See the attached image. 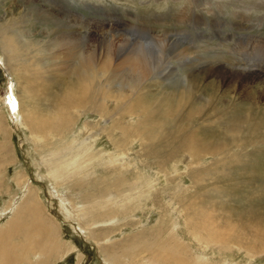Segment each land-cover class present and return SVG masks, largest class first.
Segmentation results:
<instances>
[{
	"label": "rangeland",
	"instance_id": "374dc122",
	"mask_svg": "<svg viewBox=\"0 0 264 264\" xmlns=\"http://www.w3.org/2000/svg\"><path fill=\"white\" fill-rule=\"evenodd\" d=\"M24 1L0 0V23L9 19L5 14L9 11L11 4L14 3L18 11L25 9V6H30L26 3L24 5ZM30 1H33V4L39 6L41 10L54 12L62 24L67 27L66 30H70L72 36L75 34L74 37L80 39V42L82 39L89 40L86 43L88 51L96 50V45L99 43L96 39L100 34H104L106 40L110 37L111 40L103 44L107 47L104 46V51L111 57V61L115 60L112 51L118 48V44L124 40H127L128 46L126 47L124 43L120 54L131 50L129 47L131 44L138 46L137 44L140 43L139 46H141L144 42H148V47L152 50L158 42L165 41L169 44L165 53L172 52L177 47L181 50L185 47L189 49L188 54L192 56L199 54L211 59L219 57L217 59L227 58L228 60L233 52L237 53L234 58L238 56L242 60L253 56L250 53L251 49L248 50V46L240 48L236 43L238 36L231 39V35L241 33L240 36L243 37L247 33L249 36L250 33L253 39L254 35L264 38V11L253 10L252 7L249 9L248 5H239L235 2L234 6H238L236 11L240 13L236 17L228 13L234 10L233 5L223 7L226 2L221 0L218 2L215 0L218 5L212 4L208 11H205L208 6L204 9L201 3L210 1L214 3V0H200L201 2L198 0L197 5H189L186 0H161V2L160 0ZM255 2L257 0H248V4ZM220 6L223 9L219 8ZM184 7H190L189 11L184 13L187 18L181 12ZM246 8L249 10H245ZM31 11L35 15L38 14L33 9ZM20 19L16 23L24 29L26 43L32 38L28 44H33L35 41L36 43L31 50H41V52H34V58L30 59V61H35L32 62L37 75L32 79L31 84H28L31 88L30 95L35 101L31 105L36 112L37 120L26 127L24 125L22 128L11 130V127H14L13 123L16 124L19 121L11 115L13 112H18V102L14 98L13 108H10L4 99L9 94H13H7L12 87L7 89V86L13 82L17 83V78L15 80V74L5 66L3 58L5 56L0 50V122L2 123H0V234H4V237L8 236L7 229L13 225L9 222L14 218L15 213H17L16 218L20 215L21 202L31 194L42 217L51 221L48 225L53 228L51 237L54 244L56 243L52 253L48 254L43 250L34 251L25 257V260H21L20 264H165L163 260L169 253L186 259L185 264H264V145H256L254 148L245 150L246 155L234 147H229L227 152L230 150L235 154L243 153L242 158L238 160L235 158L232 161L228 157L227 162L221 165L216 164L213 167L211 157L197 158L200 162H205L202 167H199L195 163L188 164L185 155L174 160L168 159V161L165 155L166 149L162 153L159 148L156 150L155 146L147 147L141 139L130 134L129 127L125 126V133L111 130L110 134H106L102 131L106 125L104 119L112 116L110 119L114 120L118 112L110 97L111 94H102L99 97L105 99L103 106H99L100 99L98 101L99 107L96 110L99 113L87 110L86 99L82 98L84 91H79L75 95L70 93L60 96L59 93L54 96L51 92L59 91L58 87L62 88L65 83H60L57 88L52 89V82H49L48 78H53L54 81L64 80L67 83L72 74L68 78L62 76L63 72L53 75L49 68V71L47 69L42 72L43 76L40 69L42 66L39 67L41 63L35 58L41 59L42 63L45 61L43 63L45 65L53 64L52 60L50 62L46 58L49 52L43 50V47L54 39L52 36L55 37L53 30L56 27V21L40 17L37 22L33 18L25 26L22 23L25 20L22 17ZM231 23H239L246 28L252 26V30L237 32ZM59 25L60 29L62 25ZM223 43L225 47L220 46ZM37 44H42V46L39 47ZM195 48L199 50L195 51ZM63 50H59L58 53L63 55ZM233 60L232 62L236 63V59ZM24 61L27 62L25 59ZM192 62L193 59L186 61L187 65ZM57 63L59 67L67 68L65 63ZM57 63L54 65L56 67H53L54 70L58 68ZM172 63V67L175 68L174 75L179 74L177 77H172L173 79L170 78L173 81L168 79L170 81L167 82L168 80L164 79L162 82L160 80L158 85H154L157 80H153L145 83L143 87L151 84L155 89L149 86L148 91L153 89L152 92H159L160 95L170 94L174 87L172 89L168 86L175 83L176 86H180L181 82L183 86V81L186 80L182 77L184 74L197 73L212 65H222L219 63L210 65L205 63L204 59V62L200 64L192 63L187 72L184 70L185 60L183 58ZM13 64V68L21 69L16 72L23 86V77H26L23 68L26 66H22L21 63ZM219 78L213 76V79L209 77L206 80L212 79L221 89L234 83L237 90L245 87L256 90L258 87L252 82L249 84L244 81L239 82L233 79H228V81ZM220 80L222 81L219 82ZM72 81L75 79L73 78ZM49 83H51L50 86ZM100 83L104 85V79L97 82V84ZM13 87L15 90V85ZM167 87L170 91L166 90ZM197 95L199 99L200 94L197 93ZM60 97L66 100V105L58 101ZM153 98L156 99L157 96L148 95L147 99L152 100ZM263 101L264 99H260L261 111H264ZM168 104L172 105V103ZM83 111L86 113L79 116L80 118L76 116V112ZM104 111L106 116L102 117ZM163 119L164 117L152 122L156 133L159 132V123L167 124L168 121L166 119L163 121ZM226 119L227 117L224 118ZM224 120L216 125H202L201 134H203L201 136L226 138V134L222 133ZM88 126L94 130L92 135L98 136V138L94 137L96 143L92 149L93 153L103 155L85 165L73 164L72 160L81 155L79 150H83L81 141L91 133ZM258 136L264 137V129ZM118 151L123 152L121 162L114 160L115 162L111 164L109 160L113 159L112 157L116 156ZM164 159L165 162L162 161ZM206 168L210 170L207 176L204 179L199 178L200 181L197 182V175L200 176L202 170ZM213 183L217 185H215L216 189ZM206 186L208 190L203 189ZM212 190L217 191L213 193ZM202 192L203 195H201ZM218 192H222V195ZM194 194H196V199L187 200ZM197 195L202 196L201 200ZM16 227L18 230V226ZM21 234L22 231L14 233L9 244H19L22 240ZM212 234L217 237L210 240L209 237ZM37 236L38 240L41 239L43 232L39 231ZM113 256L115 257L112 258Z\"/></svg>",
	"mask_w": 264,
	"mask_h": 264
},
{
	"label": "bare ground",
	"instance_id": "6f19581e",
	"mask_svg": "<svg viewBox=\"0 0 264 264\" xmlns=\"http://www.w3.org/2000/svg\"><path fill=\"white\" fill-rule=\"evenodd\" d=\"M186 1L189 5H197V3H198V0H186ZM221 1L226 2L223 4V7H225L227 5H231V7H232V5H233L234 10L231 9L232 11L230 10L231 12H228V13H230V16H232V17L233 16L236 17L237 15H240V13L236 11L238 9V6H234V2H235V4L238 3L239 5L240 4L248 5L249 9H250V7H252L253 10L264 11V7H263L264 6V0H257V2H255L253 4H248V0H221ZM160 2H161V0H160ZM160 2H158V4ZM210 2H212V1H210ZM210 2L209 3H201L203 6L202 8H204V9L206 8L205 6H208V9L205 11H208L209 7L212 6V4L218 5L216 3V1L214 3L213 2L210 3ZM217 2H218V0H217ZM25 3L30 4V6H28V7L25 6L24 7L25 9H22L19 11L17 9H15L14 3L11 4L9 11L7 10L8 12H7V14H5L6 16L9 17V19L7 21L3 22L2 24L0 23L1 24L0 25V50L3 52V54L5 56V57H3V56L2 57L5 59V66H7L8 70H11L15 74V80L17 78V83L13 82L12 84H9L7 86V89H8V87L12 86L8 90L7 94H9V93H13V94L12 95L9 94L10 97L8 95V96H6V99H4L5 103L10 108H13L12 105L14 103V98H16V100L18 102V112H13V113H11V115H13V117L15 116V120L19 119V121L16 124L13 123L14 127H11V130L14 131L18 128H22V127H24V125L26 127V125L28 126L30 123H33V122L35 123V121L37 120L36 119L37 115L35 114L36 112L31 105V103H35V101H34V98H32V95H30L31 94L30 93L31 88L28 87V84H31L32 79H34L37 75L36 68L34 67V64L32 62L34 60L30 61V59L34 58V56H33L34 52H41V50L40 51H35L34 49L31 50V48L35 47L36 41H35V43L33 42V44H28L31 41V39H32L31 38L30 41H27L28 43H26L27 39L24 38L25 31H24V29H22L18 25L19 23L17 24L16 22H19L18 20L22 17L25 20L22 23L25 26H27L26 24L29 21H32L33 18H35V20L38 22L39 18L41 17V18H46V19H52V21L53 20L56 21V27L53 30L55 37L52 36V38H54V39H51L52 41L48 42L43 47V50L49 52L47 54V57H46V55H45V57L47 59H49L48 61L52 60L53 64L51 63L50 66H49V64L45 65V64H43L45 61L42 63L41 59L35 58V60H39L41 63L39 65V67L42 66L40 68L41 73L44 71H47V69L49 71V68H50L51 69L50 73H52L53 75L54 74H62V72H63L62 76H67V78H68V76L70 74H72L68 78L67 83L64 80L63 81H59V80L54 81L53 78H48V79H50L48 81L52 82V84L49 83V86H50V84L52 85V89L54 87L57 88V86L60 83H62V84L65 83V85L62 88L58 87V88H60V89H58L59 91H57V92L53 91L51 93L54 96H56L57 94L60 93V96H61L62 94L69 95L70 93L71 94L74 93L72 95H75L79 91H84L82 93L83 94L82 98L86 99L85 107L87 108V110L90 109L95 113H99L96 109H98V107L100 105L101 106L104 105L105 99L103 100L102 97L101 98H99V97L102 94L110 93L111 94L110 97L112 98V100L114 102L115 109L118 110V112L115 114V115H117L116 119H114V120L110 119V118H112V116L110 118L108 116L109 119H104L106 125L102 128V131L106 132V134H110L111 130L122 131L123 133H125L124 132L125 126L129 127V130H131L130 134H132L133 136H136L135 138L141 139L147 145V147L148 146H151V147L155 146V148H157L156 150H158V148H159V150L161 152L166 149L167 152L165 153V155L167 156V160L168 159L174 160V159L179 158L182 155H185V158L188 161V164L192 165L195 163L199 167H202L203 164L205 163L204 161H203L204 163L200 162L199 159H205L207 157H211L213 160L211 162V165L213 167L216 164L221 165V164L227 162V160H229V158L231 160L232 159L235 160V158L238 160V158H240L243 155V153L240 155V154H238V152H237V154L231 153L230 150L227 152V149L229 147H232V148L234 147L235 149L240 150V152L241 151L244 152L245 150H248L249 148H252V147L254 148L256 145H264V137L258 136L260 131H263V129H264V120H263L264 119V111L260 110V99L261 100L264 99V38H262L261 36H259V35L255 36L254 35V39H253L251 37V34L249 33V36H247V34H248L247 33L246 35H243V37H244L243 40H240V39H238V41L236 40V43L239 44L240 48L248 46L249 47V48L247 47L248 50L251 49L250 53L253 54V56H251V57L249 56V59L243 58L241 60L240 59L241 57L239 58L238 56H237V58H234L237 55V53H233V52L231 53L232 57L228 58L229 61L227 60V58L226 59L225 58L217 59L219 57H217L215 55L214 56L217 58H213V59H211L209 57H204V56L199 55V54L196 56L193 54L194 56H192V55L188 54L189 49H187L185 47L182 50L180 47H179L180 49H178V47L177 48L174 47L175 49L172 52L165 53L167 50V47L169 46V44L165 43V41L164 42L162 41L161 43L158 42V45H156L155 48L152 50L150 49L151 47H148V45H149L148 42L147 43L144 42L141 46H139L140 43L139 44L136 43L138 46H133L131 44L132 47H131V45L129 46L131 48V50L127 49L128 52L120 54V49L122 48L123 44L125 43V46L126 47L128 46L126 44L127 40H124L118 44L119 45L118 48H116L114 51H112L114 53V57H115L114 59L115 60L111 61L112 60L111 57H109L104 51L105 48H107V47L103 44V42H105V41H108V40L110 41L111 40L110 37L108 40H106L104 38V34H100L99 38L96 39V41H99V43L96 45V50L94 51L92 49L93 52L91 50L88 51V50H86V48H87L86 43L89 40H83L81 38L82 40L80 42V39L78 40L76 37H74L75 34H73V36H72L71 31L66 30L67 27H65L62 24V22L58 19V17L55 15L54 12L41 10V8H39V6L33 4L34 2L30 1V0H25L23 2V4L26 5ZM164 3H166V2H164ZM194 7H196V6H194ZM65 8H66V6H65ZM189 8L184 7L181 10V12H183V16L186 15L184 13L188 12ZM219 8H222V7L220 6ZM32 9L38 14L35 15L34 13H32L33 12V11H31ZM158 9H159V7H158ZM168 9H169V7H168ZM249 9L246 8L245 10H249ZM192 10L194 11V9H192ZM201 10H203V9H201ZM201 12H203V11H201ZM195 13H196V11H195ZM191 14H192V12H191ZM16 16H18V19H16ZM201 16H203V15H201ZM261 16H262V14H261ZM193 17H194V14H193ZM65 19H67V18H65ZM20 21H22V20L20 19ZM14 23H16V24H14ZM23 24H22V26H23ZM47 24H48V22H47ZM49 24H51V23H49ZM59 24L62 25L60 27V29H59V26H60ZM232 25L234 27V30L237 32L244 31L246 29L252 30V26H249L246 28V27H243L244 25L241 26V24H239V23H233ZM31 28H33V26H31ZM26 34H28L27 31H26ZM48 35H50V34H48ZM105 35H107V34H105ZM31 36H33V35H31ZM236 36H238V34L231 35L232 38H236ZM34 39H36V38H34ZM165 40H166V38H165ZM225 41H227V40H225ZM228 41L230 42V40H228ZM88 43H90V42H88ZM37 46L41 47L42 44L41 45L37 44ZM104 46H105V48H104ZM220 46L225 47L226 45H224V43H223V44H220ZM61 49H64L63 55H60L58 53V51ZM98 49H100V50H98ZM169 49H168V51H169ZM197 50H199V48ZM197 50L195 48V51H197ZM230 50L232 51L233 49L230 48ZM239 50H241V49H239ZM37 54H39V53H37ZM24 55H26L25 58H24ZM221 55H223V54H221ZM191 56H192V58H191ZM182 58L185 60V63H184L185 69L184 70H187V72L189 70L188 68L191 67L192 63L200 64V63L204 62V59H205V63H208L210 65L215 64V63H219L222 65H220V66L212 65V66H208L206 69L199 71L197 73H193V72L190 73L189 72V73L184 74L182 77L184 78V80L185 79L186 80L183 81L184 82L183 86L181 85L182 82L181 83L179 82L180 86H178V85L176 86V83L174 85L172 84L171 86H168V87H172V89L174 87V89L172 90L173 92H171L170 94H166V95L161 94L160 95L159 92H152V91H154L153 89H155V88H153V86L151 84H148V85H146V87H143V85H145V83L151 82L153 80H157V82H155L154 85L155 84L158 85L159 84L158 82L160 80L162 82V81H164V79L168 80L170 78L173 79L172 77H177L179 74L176 76L174 75L175 68L172 67V64H173L172 62L175 60H181ZM2 59H1V61H2ZM24 59L27 60L26 63H25ZM187 59H193V62L189 63L187 65V63H186ZM233 59L234 60L236 59V63L232 62ZM42 61H43V59H42ZM55 62L56 63L57 62L65 63L67 65L66 66L67 70L65 68L59 67L58 63H57L58 68H56L54 70V68L56 67V66H54L56 64ZM182 62H184V61L182 60ZM13 63H15V64L21 63L22 66H24V65L26 66V68H23L24 74L26 76V77H23V81H22V83H24L23 86L21 84L20 77L17 74V72H18L17 70H21V69L13 68L14 67ZM177 63H178V61H177ZM179 66H180V63H179ZM18 67H19V65H18ZM182 70H183V68H182ZM182 70H180V72ZM42 75H43V73H42ZM213 76L215 78L220 77L219 79H224V80L225 79H227V80L233 79V80H235V81L237 80L239 82L244 81V82L249 83V84L252 82V83L256 84L258 87L256 90L252 89L251 87H245L243 89L237 90V88L235 87V83H234V84H230L225 89H221V88H219L217 83L213 82V80H212ZM209 77H212V79H211L212 81L206 80V78H209ZM24 78H26V79H24ZM73 78L75 79V81H72ZM180 78L181 77H179V79ZM103 79L105 82L104 85H101V83L97 84V82L99 83V81H101ZM170 80H168L167 82H169ZM171 81H173V80H171ZM221 81L222 80H220L219 82H221ZM33 83H34V81H33ZM172 83H174V82H172ZM14 85H15V90L13 87ZM149 86H152V88H153L151 91L147 90ZM17 87H18V90H17ZM168 87L166 90L170 91V88H168ZM32 89L34 90V88H32ZM142 89H144V90L141 91ZM197 93L200 94L199 99L197 97L198 96ZM148 95H152L154 97L157 96V98L156 99L153 98L152 100H149V99H147ZM50 96L51 95H49V97ZM232 98H235V99L232 100ZM99 99H100L99 103H101V104L98 103ZM126 99H127V101H125ZM68 100H70V99H68ZM58 101H60V103L64 102V104L66 105V103H65L66 100H63L62 97H60V100H58ZM168 103H172V105L171 104L169 105ZM98 104H99V106H98ZM35 108H36V106H35ZM80 108H82V107H80ZM105 110H106V108H105ZM112 110L114 111V109H112ZM87 112H90V111H87ZM63 113H65V112H63ZM85 113H86V111L76 112V116L79 117V116L84 115ZM111 113H112V111H111ZM141 115H143V116H141ZM101 116L102 117L106 116L105 111H104V114H102ZM195 116H197V117H195ZM162 117H164V119H166L168 122H166L167 124H165L163 122L164 121V119H163L162 122L164 124L159 123V126H158L159 132L156 133L155 132L156 128L152 125V122L155 121L156 119H158V121H159V120H161ZM225 117H227L226 120H224ZM114 118H115V116H114ZM9 120H10V117H9ZM222 120H224L223 121L224 128H223V130L222 129L221 130L223 131L222 133H224V135L226 134V136H225L226 138L217 139V138H211L208 136H201L203 134V133L201 134L202 125H204V124L216 125V124L220 123ZM96 126L98 127V124ZM85 127H87V125H85ZM88 128H89V126H88ZM94 128H95V126H94ZM89 129H90L91 133L88 135V137L86 139H83L81 141V146H83V150H79L81 155H80V157H75L74 160H72L73 164L79 163V164L85 165L87 163H90L94 158H97V157L103 155L102 153L100 155H99V153L98 154L93 153L92 149H93L94 144L96 143V139H94V137L98 138V136H93L92 134H93L94 130L91 129V127ZM210 129H213V128H210ZM107 130L109 132H107ZM111 136H108L109 139L111 138ZM90 138H93V139L91 140ZM88 139H90V141H88ZM115 147L118 148V146H115ZM116 150H118V149H116ZM119 151L116 152V153H118L116 156L112 157L113 159L109 160L111 164L115 162L114 160H116V162H121V160H122L121 154L123 152L122 151L119 152ZM248 153H249V151H248ZM198 154H200V155H198ZM244 154H245V152H244ZM162 155H164V154H162ZM196 155H198V156H196ZM110 156H112V155H110ZM163 158H161V159H163ZM197 158H199V159H197ZM165 159L162 161L165 162ZM153 160H154V157H153ZM178 164H179V162H178ZM191 167H193V166H191ZM208 170L209 169L206 168V170L205 169H204V171L202 170L200 176L197 175L198 176L197 182L200 181L199 178L204 179L207 176L206 174H207ZM53 175H56V174H53ZM197 176H195V177H197ZM195 177H191V178L194 179ZM203 183H205V182H203ZM201 185H202V183H201ZM213 185L215 187L216 184L213 183ZM205 188H206V190H208L207 186L204 187L203 189H205ZM211 189L212 188H210V190ZM215 189H216V187H215ZM214 191H217V190H214ZM214 191H213V193H214ZM224 192H225V190H224ZM218 193H220V192H218ZM220 194L222 195V192ZM195 195L196 194L189 197L187 200L196 199ZM201 195H203V192ZM204 195H206V194H204ZM209 196H208V198H209ZM201 197L198 196V198H200V200H201ZM213 200H214V198H213ZM217 200L218 199H216V201ZM210 202H212V201H210ZM21 203H22L21 204L22 209H21L20 215L16 218L17 213H15L14 218L11 220V222H9V224H13V225H10L9 228L7 229V235L8 236L4 237L3 236L4 234L3 235L0 234V264H20L22 262L21 260H25V257H27L29 254L33 253L34 251L41 252V250H43V252L45 251L46 253L48 252V254H49V252L52 253V251L55 250V246H56L55 244L56 243L54 244V241L51 237L52 233H53L52 232L53 228H51L48 225V224H51V221L48 218L45 219L42 217V215L38 211V206H37L36 202L34 201L33 196L31 194H29L25 198V200ZM207 212H208V210H207ZM253 213H255V212H253ZM112 215H114V214H112ZM15 224H19V225H15ZM16 226H18V230H17ZM19 231H22V234H21L22 240L19 242V244H16V245L11 244L10 245L9 244V241L11 240L10 238H12V235H14V233L19 232ZM39 231L43 232V236L41 239L39 238V240H38L37 233ZM46 231H49V232H46ZM233 231H232V233H233ZM215 232H218V231H215ZM33 236H35V237H33ZM195 237H196V235H195ZM215 237H217V236L215 234H212L209 238H210V240H213V239H215ZM19 247H21V248H19ZM137 251H139V250H137ZM115 252H117V251H115ZM170 254H172V253H169V255L165 256V258L163 260V262H165V264H172V263L173 264H185L186 259L181 258L179 256H175L174 254L173 255H170ZM114 257L115 256H113L112 258H114ZM193 264H196V263H193Z\"/></svg>",
	"mask_w": 264,
	"mask_h": 264
}]
</instances>
